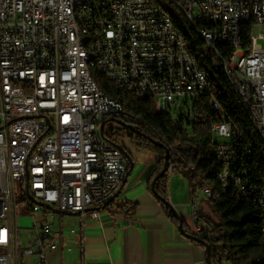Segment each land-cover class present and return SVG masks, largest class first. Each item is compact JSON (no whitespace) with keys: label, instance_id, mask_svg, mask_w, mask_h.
Listing matches in <instances>:
<instances>
[{"label":"built area","instance_id":"2783aa9c","mask_svg":"<svg viewBox=\"0 0 264 264\" xmlns=\"http://www.w3.org/2000/svg\"><path fill=\"white\" fill-rule=\"evenodd\" d=\"M90 2V10H81ZM0 0V264L24 256L47 264L63 243L65 213L90 212L121 190L128 174L125 151L104 133L108 121H133L83 73L81 37L72 15H81L95 42L96 73L139 99H151L158 113L192 120L195 103L208 96L218 121L213 126L226 188L260 201L248 163L251 149L213 94V82L190 43L167 20L166 7L180 9L220 58L242 105L264 140V0ZM252 26L249 45L243 28ZM214 39L233 49L214 51ZM17 182H20L18 195ZM205 186L192 193V235L205 238L201 220ZM27 207L29 227L19 224ZM189 206V205H184ZM60 213L61 235L54 233ZM264 230V228H263ZM193 264H209L206 257Z\"/></svg>","mask_w":264,"mask_h":264},{"label":"trees","instance_id":"16d2710c","mask_svg":"<svg viewBox=\"0 0 264 264\" xmlns=\"http://www.w3.org/2000/svg\"><path fill=\"white\" fill-rule=\"evenodd\" d=\"M166 9L173 17L174 26L190 43L200 66L209 73L213 82V94L238 129L241 142L251 149L248 163L253 180L258 186L264 187V140L225 70L214 68V64L220 63V58L208 48L195 26L180 9L172 5H168ZM252 33V26L243 28L242 35L246 45L250 44ZM219 51L228 55L233 49L221 45ZM93 77L105 94L119 101L125 111L136 118L127 122L115 119L124 127L118 132L113 128L111 134L107 132L106 124L105 136L126 152L117 138L121 130L130 128L132 132L128 136L139 148L159 154L152 181H156L154 192L170 216L175 218L169 203L172 173L185 174L194 187L200 185L211 189V197H206L211 212L201 213L205 231L201 244L211 246L212 263L264 264V209L251 198L237 196L231 187L226 188L222 183L220 174L224 166L214 150L217 140L213 126L218 119L211 109L210 98L205 96L195 103L192 120H177L169 113H158L153 100L139 99L133 93L117 88L113 81L102 74L95 73ZM167 150L170 151L169 167L162 174L166 167ZM129 170L128 163V172ZM183 231L193 236L191 229L185 225Z\"/></svg>","mask_w":264,"mask_h":264},{"label":"crops","instance_id":"0c3cea01","mask_svg":"<svg viewBox=\"0 0 264 264\" xmlns=\"http://www.w3.org/2000/svg\"><path fill=\"white\" fill-rule=\"evenodd\" d=\"M117 142L126 148L130 165L124 185L107 207L98 209L99 218L90 212L64 214L62 246L49 253L47 264H193L205 258L206 247L183 231L193 224L190 203L197 186L185 174H171L169 203L175 218L170 216L152 181L159 154L134 155ZM201 203L202 211L210 213L206 197ZM60 216L54 220L56 237ZM20 264H35V258L26 255Z\"/></svg>","mask_w":264,"mask_h":264},{"label":"bare ground","instance_id":"6f19581e","mask_svg":"<svg viewBox=\"0 0 264 264\" xmlns=\"http://www.w3.org/2000/svg\"><path fill=\"white\" fill-rule=\"evenodd\" d=\"M81 10H90V2H81ZM108 10H110V0H102V4L99 5V12H108ZM167 20H173L171 13H167ZM72 28L73 32L81 37V47L83 49V73L87 76V81H89L90 85H92L93 90L103 91L98 86L93 77V75L96 73L95 60H97V52H95V42L93 40V36H91L90 29H88L87 26H85L84 21H82L81 15H72ZM195 28L197 29V26H195ZM180 36L184 35L180 32ZM221 45H223V39H214V51H219V46ZM103 94H105L104 91ZM105 95L108 96L107 94ZM108 98L111 97L108 96ZM111 100L115 99L111 98ZM115 105L124 109L122 104L117 100H115ZM124 113H127L125 109ZM128 117L133 118L130 114H128ZM214 150L219 157V150L217 149V146H215V144ZM220 178L222 180L221 174ZM222 183L224 187H226L225 181L222 180ZM205 194H207L208 197H211L212 195L211 189L207 186H205ZM255 202L260 205V201L255 200Z\"/></svg>","mask_w":264,"mask_h":264},{"label":"rangeland","instance_id":"374dc122","mask_svg":"<svg viewBox=\"0 0 264 264\" xmlns=\"http://www.w3.org/2000/svg\"><path fill=\"white\" fill-rule=\"evenodd\" d=\"M257 33L262 32L264 33V25H259L256 27ZM124 125L121 124L120 122H116V121H108L107 123V132L109 134H111L112 129L115 128L116 132H118L121 128H123ZM120 135L118 136L117 140L120 143H123L126 145L128 150H131L132 153L134 155H136L138 152L141 153L142 155L147 153H151L150 150L148 149H140L139 147L133 142V140L128 136L131 132L132 129L128 128L127 130H121L120 131ZM217 141H228L227 138H221V137H216ZM146 156V155H143ZM177 175V174H176ZM17 186H18V195L19 197H21L20 194V182H17ZM198 194L201 197H205L204 193L201 189H198ZM19 224L21 227H29L32 224V219L27 215V207L23 204L20 205L19 208ZM226 264H230V263H226Z\"/></svg>","mask_w":264,"mask_h":264},{"label":"water","instance_id":"95a60500","mask_svg":"<svg viewBox=\"0 0 264 264\" xmlns=\"http://www.w3.org/2000/svg\"><path fill=\"white\" fill-rule=\"evenodd\" d=\"M126 153V152H125ZM169 156H170V151L169 150H167V154H166V160H167V162H166V167L164 168V170H163V172H162V174H164L166 171H167V169H168V167H169ZM126 157H128V154L126 153ZM156 181H154V183H155ZM110 203V202H109ZM109 203H107L106 205H104V207H107L108 205H109ZM183 221H181V224H180V228L182 229L183 228ZM198 242H200V243H202V241L200 240V239H197V238H195ZM205 247H206V259H207V261L209 262V264H213L212 263V261H211V246L209 245V244H205Z\"/></svg>","mask_w":264,"mask_h":264}]
</instances>
